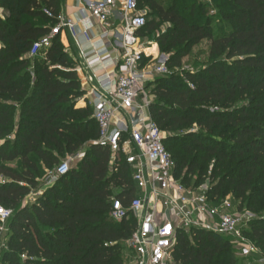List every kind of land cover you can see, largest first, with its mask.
Listing matches in <instances>:
<instances>
[{"label": "trees", "instance_id": "16d2710c", "mask_svg": "<svg viewBox=\"0 0 264 264\" xmlns=\"http://www.w3.org/2000/svg\"><path fill=\"white\" fill-rule=\"evenodd\" d=\"M213 1L216 30L213 17L202 18L208 3L138 0L146 21L139 38L145 43L143 34H150L169 54L170 74L147 85L155 98L149 115L166 134L163 145L183 185L203 184L213 162L212 205L228 195L243 201L252 187L264 201V0ZM0 8V205L13 211L0 264H127L123 245L135 222L113 223L108 215L111 198L127 207L137 195L130 170L122 160L110 163V153L97 144L92 109L77 107L85 92L59 36L28 57L31 45L55 26L59 0H0ZM203 41L211 61L181 77L182 59ZM236 100L246 105L231 109ZM194 127L207 135L190 133ZM80 152L76 168L21 205L60 158ZM247 208L256 211L253 204ZM243 234L264 253V219L255 217ZM230 248L227 238L192 229L176 234L173 260L234 264Z\"/></svg>", "mask_w": 264, "mask_h": 264}, {"label": "built area", "instance_id": "2783aa9c", "mask_svg": "<svg viewBox=\"0 0 264 264\" xmlns=\"http://www.w3.org/2000/svg\"><path fill=\"white\" fill-rule=\"evenodd\" d=\"M80 1L102 28L99 39L92 41L87 30L78 35L76 23L58 15L49 33L31 45L28 57L46 51L53 39L65 31L76 41L83 62L74 71L82 74L80 83L88 87L87 94L92 99L97 144L110 153L111 164L123 161L137 191L127 207L119 199L111 198L108 215L113 223L129 218L135 222L126 242L130 252L128 264H175L176 234H187L192 229L227 238L239 246L241 257H250L255 248L246 241L243 230L254 215L246 210L229 213L231 201L227 198L212 205L205 185L186 187L175 176L174 162L163 145V132L149 115L153 96L146 85L170 74L168 59L148 53L147 44L139 38L138 31L146 21L145 12L138 8V0ZM45 14L53 18L50 12ZM80 38L85 42L80 43ZM104 41L117 52L114 60L104 58ZM64 52L67 54L66 49ZM109 67H112L111 74H99ZM70 169L68 162L60 163L50 176L62 177ZM12 215L11 209L0 205V257Z\"/></svg>", "mask_w": 264, "mask_h": 264}, {"label": "rangeland", "instance_id": "374dc122", "mask_svg": "<svg viewBox=\"0 0 264 264\" xmlns=\"http://www.w3.org/2000/svg\"><path fill=\"white\" fill-rule=\"evenodd\" d=\"M167 1L165 3V5H167L169 3L170 0H165ZM197 2L199 0H196ZM201 1V0H200ZM208 4L210 6V11H208V9L205 10L203 17L204 18L206 15L211 16L215 19V21L212 24V27L214 30H216L219 27L218 24V18H217V13L219 11L218 9V4L216 2H214L213 0H208ZM203 21V20H202ZM203 23V22H202ZM220 23V22H219ZM167 29V26H163L160 30L159 33H163L165 32ZM142 40L147 44L149 50L152 48L153 45H156V54L155 56H160V57H165L168 59L169 54L163 53L162 51H159L157 44L154 42V40L152 38H150V34H143V38ZM148 50V51H149ZM209 41H203L201 43H199L198 45L192 47L188 53V55L182 59L181 61V68H180V75L181 77L184 76L185 73H198L200 72L202 69H204V67L211 61L209 54ZM156 79V78H155ZM154 81V80H153ZM152 81V82H153ZM151 82V83H152ZM81 85V84H80ZM148 85V84H146ZM81 89H82V85H81ZM148 91H152L151 87H147ZM154 97L152 98V101H154ZM81 100V99H79ZM79 100L77 101V104L79 103ZM241 105H246L243 101L240 100H236L233 103V106L231 109L239 107ZM208 105H204V107H207ZM209 107V106H208ZM211 111H215L218 110V108H210ZM18 112L15 114V123L18 121ZM190 133H202L203 135H205L206 133L201 132L199 129H197L196 127L191 128L188 130ZM164 137L166 136L165 133H163ZM207 135V134H206ZM205 135V136H206ZM12 140V137H9ZM212 139H214L217 142L222 143L221 145H223L224 143H226V139H220L217 138V136H214ZM3 141H0V144ZM221 147V146H220ZM223 147V146H222ZM82 156V152L74 155V156H68V157H62L59 159V164L60 163H64V162H68L70 167L72 169L76 168L77 162L80 159V157ZM213 162H211L207 168V175H206V180L202 185H205L207 188L209 186H211L213 184V180L216 179H209V176L213 170ZM10 167L14 168V164H10ZM53 170L46 172L45 176H42L39 180H38V185L35 189H32L31 192L29 193L28 196H26L23 201L21 202V205H26L27 203H30L32 201V199H35L37 196H40L42 194V192L48 187L50 186L52 183H54L56 179H52V177L50 176V173H52ZM52 180V181H51ZM193 178H191V182L189 184L193 183ZM51 181V184H48V182ZM258 188L256 187H252V189L247 193L246 198L243 201H235L231 196H226L224 199H229L231 201V208L229 210V213H235L236 208H238L240 206V210H238L240 213H243L245 210L249 211L247 207H249L250 205H255L256 207V211L255 212H250L254 215V217H258L260 219H264V201L261 198H258ZM253 196V198L255 199L254 201H251V197ZM246 241L248 243H250L251 245L254 246L255 250L254 253L247 258H243L240 255V251H239V246L232 244L229 241V244L231 246L230 251H231V257H230V261H232V263L234 264H264V253L263 251H261V249L259 247H256L254 245V243H252L249 239H246ZM6 242V240H5ZM122 255L124 257V261L128 264V260L130 257V252H129V248L128 245L125 243L123 245V251H122Z\"/></svg>", "mask_w": 264, "mask_h": 264}, {"label": "crops", "instance_id": "0c3cea01", "mask_svg": "<svg viewBox=\"0 0 264 264\" xmlns=\"http://www.w3.org/2000/svg\"><path fill=\"white\" fill-rule=\"evenodd\" d=\"M0 10L2 9L0 8ZM59 15L74 21L76 23V32L80 36L85 30H87L88 35L90 36L92 41H97L99 39V36L102 34V28L98 25V23L94 19H92L88 15L83 3L80 0H59ZM3 17H4V11L2 10V13H0V18ZM59 39L63 48L67 50V54L72 58L75 67H79L80 65L82 66L83 61L79 56V50L74 38L68 32L65 31L64 33L59 35ZM79 40L80 43L85 42L82 38H80ZM154 46L156 45H153L152 48ZM104 47L106 50L103 56L104 58L106 57L107 59L106 61L114 60L117 57V52L111 47L108 41H104ZM102 73L111 74L112 67L107 68L104 72H101L99 74L102 75ZM76 74L80 81V79L83 77L82 74L81 73H76ZM80 84L82 85V83ZM82 90L85 92V94L81 98V100H79L77 107L85 108L86 106H89L92 109L91 107L92 99L87 94L88 87L82 85ZM52 179H56V178H52ZM51 181H49L48 184H51Z\"/></svg>", "mask_w": 264, "mask_h": 264}, {"label": "bare ground", "instance_id": "6f19581e", "mask_svg": "<svg viewBox=\"0 0 264 264\" xmlns=\"http://www.w3.org/2000/svg\"><path fill=\"white\" fill-rule=\"evenodd\" d=\"M148 53H156V46H154L153 48H151Z\"/></svg>", "mask_w": 264, "mask_h": 264}]
</instances>
